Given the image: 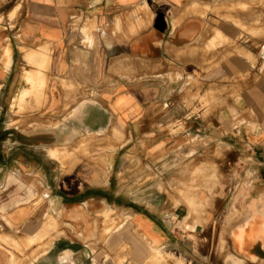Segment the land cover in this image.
Listing matches in <instances>:
<instances>
[{"label":"crops","instance_id":"obj_1","mask_svg":"<svg viewBox=\"0 0 264 264\" xmlns=\"http://www.w3.org/2000/svg\"><path fill=\"white\" fill-rule=\"evenodd\" d=\"M11 2L0 264H83L133 244L153 248L148 264H187L163 252L181 239L210 264H264V0ZM50 216L65 237L44 250Z\"/></svg>","mask_w":264,"mask_h":264},{"label":"rangeland","instance_id":"obj_2","mask_svg":"<svg viewBox=\"0 0 264 264\" xmlns=\"http://www.w3.org/2000/svg\"><path fill=\"white\" fill-rule=\"evenodd\" d=\"M0 1H5V0H0ZM16 2V0H12L11 3ZM11 3L9 5H11ZM8 5V6H9ZM100 149V148H99ZM74 150V149H73ZM79 148H77L76 150L73 151V153L78 154L80 156V158H84V157H88L91 153L88 152H84V154L80 153ZM96 152V149H93ZM93 152V153H95ZM80 153V154H79ZM35 200L33 202H31V206L35 209H38L39 206L41 205H45V208L43 210H45L46 212L50 211V207L51 205H47L46 206V201H38L39 196H35ZM37 202V203H36ZM35 203V204H33ZM106 212V211H105ZM104 212V213H105ZM101 212V216H99L100 218V223H101V229L103 230L105 227V234L110 232V228L107 227L108 225L111 226H117L120 222V220L118 219V214L116 212L115 209L109 210L107 211L106 214H104ZM60 225H59V220L54 219L50 216V218H48L47 222H46V230L44 232H40L39 235H42L43 237V233H47L46 236V242L45 245L46 247L49 249V247L59 238L65 237V231L64 230H60ZM67 230V234L70 235V237H72L73 240H77V238H79L77 231L78 229L76 228V230H70V228H66ZM172 230H174L173 228H171ZM175 231H179L178 229ZM174 231V232H175ZM51 232V234H50ZM49 235V236H48ZM190 240H193V236L189 235L188 237ZM132 239V238H130ZM75 242V241H74ZM186 242V244H185ZM183 244V240L181 239V244L179 245H175L174 247H164L163 248V252L165 253V255H169L172 254L174 257L180 256L182 257V259L184 260V262H186L187 264H210L208 263V260H204L201 257H198V251L196 247H192V244L190 241H185ZM88 243H84L83 245H87ZM69 245V244H67ZM135 245V244H133ZM133 245H125L123 246L121 249L116 248V250L110 249L111 252H107V246H102L100 245V247H95V253L94 254H89L90 257L88 259L84 258V259H79L78 261L83 263V264H148L149 258L150 256H152L153 254V248H148L146 246H143L144 244L140 243V245H142L144 247V249H142L141 247H138V245L135 247ZM72 247H74V249H79V250H83L88 252L85 247H82L80 243H78L76 241V243H74L72 245ZM90 248V247H89ZM47 249V250H48ZM91 249V248H90ZM119 249V250H118ZM92 250V249H91ZM141 250V252L139 251ZM137 251V252H136ZM89 253V252H88ZM106 253H109L108 256H106ZM138 254V256H135L134 254ZM106 256V258H105ZM135 256V257H134Z\"/></svg>","mask_w":264,"mask_h":264},{"label":"bare ground","instance_id":"obj_3","mask_svg":"<svg viewBox=\"0 0 264 264\" xmlns=\"http://www.w3.org/2000/svg\"><path fill=\"white\" fill-rule=\"evenodd\" d=\"M230 15L231 14H228L227 16H229L230 17ZM197 163V162H196ZM196 165V164H195ZM194 169V168H193ZM188 200V199H187ZM191 205V204H190ZM200 205V204H199ZM189 207H191V206H189ZM193 207H195V206H193ZM50 234H51V232H50ZM46 236H47V233L45 234V233H43V238H44V240L46 239ZM49 236V235H48ZM35 237V236H34ZM37 237V236H36ZM32 238V237H31ZM38 238V237H37ZM34 239V238H33ZM36 239V238H35ZM45 242H46V240H45ZM45 245V244H44ZM46 246V245H45ZM48 248L47 247H45L44 248V250H47ZM159 256V255H158ZM160 258H161V256H160ZM164 258V257H163ZM167 260V259H166ZM162 262V261H161ZM163 262H165V259L163 260ZM162 262V263H163ZM170 262V261H169ZM161 263V264H162ZM166 263V262H165ZM165 263H163V264H165ZM152 264V263H151ZM179 264H182V263H179Z\"/></svg>","mask_w":264,"mask_h":264}]
</instances>
